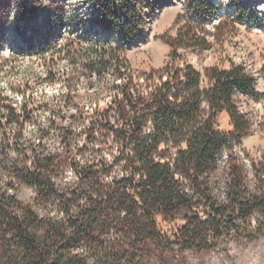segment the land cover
I'll use <instances>...</instances> for the list:
<instances>
[{"label":"trees","instance_id":"obj_1","mask_svg":"<svg viewBox=\"0 0 264 264\" xmlns=\"http://www.w3.org/2000/svg\"><path fill=\"white\" fill-rule=\"evenodd\" d=\"M154 1L160 0H105L99 7L95 22L117 36L121 47L78 38L59 45L49 39L47 23L43 44L31 47L30 56L46 66L44 82L62 79L67 93L45 94L38 105L0 94V175L7 179L0 182V242L6 264H84L79 250L105 264H135L150 245L209 251L264 236V166L245 165L237 147L251 133L238 99L264 101V94L255 91L245 67L233 64L207 70L203 88L199 73L176 56L186 46L206 48L194 32L198 24L189 22L173 43L167 41L164 68L134 78L123 46L137 38L142 7ZM235 1L228 8L235 21L251 22ZM206 2L198 0V7L213 14ZM60 60L66 66L59 73L53 65ZM259 74L264 79V60ZM82 76H92L93 92L66 117L76 99L69 96L70 83ZM31 86L13 84L10 90L26 95ZM40 112L48 116L45 127ZM222 118L228 129L221 128ZM30 125L33 134L26 131ZM56 132L60 149L50 150L45 136ZM68 173L73 186L63 184ZM21 186L32 190V205L17 200ZM43 210L50 216L41 217Z\"/></svg>","mask_w":264,"mask_h":264},{"label":"rangeland","instance_id":"obj_2","mask_svg":"<svg viewBox=\"0 0 264 264\" xmlns=\"http://www.w3.org/2000/svg\"><path fill=\"white\" fill-rule=\"evenodd\" d=\"M28 1L29 5H22ZM142 0H136L141 3ZM198 0H160L154 1L151 8L142 7L144 26L137 38L123 46V54L128 68L134 78L144 73L161 71L169 62L170 45L176 39L178 30L186 23L198 24L195 33L206 42V48L199 49L186 46L177 50V59L186 62L199 73L201 86H208L206 71L212 68L228 69L230 65H242L255 82V91L264 94V79L259 71L264 60V0H236L233 6H244L250 15V21L236 22L233 7L229 8V0H207L214 6L213 14L198 7ZM105 0H0V94L2 97L14 98L18 101L32 100L38 105L54 92L61 97L67 91L63 88L62 79L53 83L44 82L46 66L41 60L31 55V47L43 44L45 26L51 22L48 30L49 39L61 45L65 40L74 38L82 43L107 40L121 47L119 38L110 30H104L95 22V15ZM196 19L198 22H196ZM50 42V40H49ZM102 43L101 45H103ZM62 58V57H61ZM58 72L65 69L66 61L60 60L53 65ZM28 68V70H27ZM70 71V70H69ZM32 84L27 94L15 95L10 90L13 84ZM92 76H82L70 83L73 87L69 96L76 97L65 109V116L74 115L76 108L93 92ZM47 94V98H45ZM100 107L106 101L99 98ZM240 109L250 119L251 133L237 144L245 165L264 166V101H253L244 96L238 99ZM47 102V100H46ZM38 120L41 127L48 121L46 112H40ZM65 120L63 122L66 123ZM222 129H228L227 120H220ZM32 125L26 131L33 134ZM44 144L50 150H59V134L45 136ZM36 143V140H33ZM81 143V138L77 144ZM5 175H0V182L7 183ZM63 184L73 186L76 183L68 173ZM15 196L25 207L32 205L34 198L31 189L21 186L16 188ZM8 194L11 191L7 192ZM41 217H49L46 211H39ZM185 216L182 212L177 221ZM183 222L180 221V225ZM166 232L170 227L166 226ZM117 236L112 235V239ZM110 239V240H112ZM106 237L101 242L106 244ZM99 246V243H98ZM96 252V251H95ZM94 252V253H95ZM91 253V252H90ZM84 264H105L96 254L86 256L79 250ZM95 257V258H93ZM0 264H6L4 251L0 242ZM135 264H264V236L257 235L252 241L232 240L227 245L219 243L218 247L209 251L178 249H161L150 245L142 251L141 258Z\"/></svg>","mask_w":264,"mask_h":264}]
</instances>
